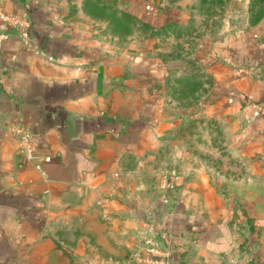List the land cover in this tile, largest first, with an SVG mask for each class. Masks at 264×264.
<instances>
[{"label": "crops", "instance_id": "0c3cea01", "mask_svg": "<svg viewBox=\"0 0 264 264\" xmlns=\"http://www.w3.org/2000/svg\"><path fill=\"white\" fill-rule=\"evenodd\" d=\"M0 4L29 23V47L0 44V264H147L146 238L168 264H264V14L211 45L219 94L199 115L226 141L203 149L200 127L183 126L196 116L165 108L161 36L113 34L112 14L92 9L154 27L172 0ZM13 124L30 133V159Z\"/></svg>", "mask_w": 264, "mask_h": 264}, {"label": "rangeland", "instance_id": "374dc122", "mask_svg": "<svg viewBox=\"0 0 264 264\" xmlns=\"http://www.w3.org/2000/svg\"><path fill=\"white\" fill-rule=\"evenodd\" d=\"M172 3L174 6L169 11L171 18L162 25L154 27L138 22L136 18L131 21L125 16L121 7H115L113 4V34H125V29L128 28L129 31L138 29L137 32L141 31L144 36H161L154 42V48L167 65V74L162 84L165 108L173 113L188 110L192 117L196 116L192 118V121L196 123L191 124V119L187 117L185 122L183 121V126L187 129L200 127L196 143L203 146L202 144L209 140L213 145L220 146L226 141V137L222 134V124L214 121L210 127L209 124L203 123V118L199 115L205 103L212 97L215 99V96L219 94L207 72V65L213 60L211 45L224 33L253 24V15L261 7L260 1L172 0ZM92 9L102 13L106 19L112 12L108 7ZM127 22L128 27L125 28ZM258 113L264 115V103L258 106ZM206 132L209 137L205 134ZM190 140L187 138L183 142L189 144ZM164 153L167 159L179 154L173 148ZM199 153L202 159L205 160V155L207 158L206 152ZM248 163L249 158L247 163H244L245 169L249 168ZM232 167L233 163H231ZM229 175H235L232 169Z\"/></svg>", "mask_w": 264, "mask_h": 264}, {"label": "built area", "instance_id": "2783aa9c", "mask_svg": "<svg viewBox=\"0 0 264 264\" xmlns=\"http://www.w3.org/2000/svg\"><path fill=\"white\" fill-rule=\"evenodd\" d=\"M28 26L29 23L25 10L8 13L2 9L0 4V44L2 40L13 35L19 38L23 46L29 47ZM47 59L50 60V57L47 56ZM8 131L15 138V143L19 151L26 159H30L33 155V149L29 142V131L16 124L11 125ZM144 243L146 244L145 248L148 253L147 264H168L166 253L157 247L151 238H146ZM226 264H250V262L246 258H239L231 254L227 257Z\"/></svg>", "mask_w": 264, "mask_h": 264}, {"label": "trees", "instance_id": "16d2710c", "mask_svg": "<svg viewBox=\"0 0 264 264\" xmlns=\"http://www.w3.org/2000/svg\"><path fill=\"white\" fill-rule=\"evenodd\" d=\"M258 1H260L261 7H259L258 9H260V10L253 15V22H256L264 14V0H258ZM101 8L103 9V8H106V7H101ZM261 8H263V10ZM111 14H112V17H113V11L111 12ZM124 14H125V16L127 18L131 19L128 14H126L125 12H124ZM131 21H132V19H131ZM126 27H128V22L126 23L125 28ZM126 31H129L128 28L125 29V32ZM250 264H254V263L250 262Z\"/></svg>", "mask_w": 264, "mask_h": 264}]
</instances>
